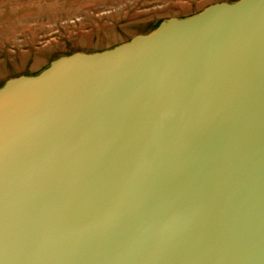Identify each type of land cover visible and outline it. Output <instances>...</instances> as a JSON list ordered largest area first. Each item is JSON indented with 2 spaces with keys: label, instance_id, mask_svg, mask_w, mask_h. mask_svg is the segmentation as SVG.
<instances>
[{
  "label": "water",
  "instance_id": "95a60500",
  "mask_svg": "<svg viewBox=\"0 0 264 264\" xmlns=\"http://www.w3.org/2000/svg\"><path fill=\"white\" fill-rule=\"evenodd\" d=\"M0 264H264V0L7 79Z\"/></svg>",
  "mask_w": 264,
  "mask_h": 264
},
{
  "label": "rangeland",
  "instance_id": "374dc122",
  "mask_svg": "<svg viewBox=\"0 0 264 264\" xmlns=\"http://www.w3.org/2000/svg\"><path fill=\"white\" fill-rule=\"evenodd\" d=\"M234 0H0V86L53 59L99 51L215 2Z\"/></svg>",
  "mask_w": 264,
  "mask_h": 264
}]
</instances>
